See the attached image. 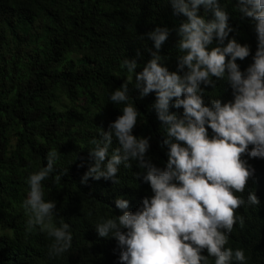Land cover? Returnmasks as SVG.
I'll return each mask as SVG.
<instances>
[{"label":"trees","instance_id":"1","mask_svg":"<svg viewBox=\"0 0 264 264\" xmlns=\"http://www.w3.org/2000/svg\"><path fill=\"white\" fill-rule=\"evenodd\" d=\"M218 2L235 30L229 38L251 49L248 57L236 61L244 71L256 51L252 21L235 11L237 0ZM200 14L212 18L203 7ZM184 20L174 14L170 0H0V264H119L117 241L99 237L94 224L101 216L123 214L115 207L116 198L128 200L126 211L134 212L152 192L134 178L140 171L135 165L121 167L119 185L103 178L81 184L92 163L88 148L91 140L99 139L97 128L107 131L122 114L123 104L108 100L127 75L122 61L135 58L140 65L136 71L142 70L155 51L146 34L166 27L169 35L160 54L169 57L166 66L175 71L176 29ZM128 95L140 113L133 135L149 138L147 156L163 167L167 146L162 145L161 122L152 107L155 94L140 98L130 84ZM203 99L205 104L210 99L231 101V88L217 81L215 90L204 88ZM169 111L179 114L182 109L170 103ZM113 146H118L115 138ZM51 149L58 151L59 160L57 171L42 182L45 199L56 201L57 222L69 223L73 233V247L60 259L48 256L49 241L43 234L25 233L20 207L27 176L46 166ZM244 158L254 176L245 193L237 195L246 198L251 188L260 204L237 209L244 227L234 225L226 246L243 248L247 264H264V159Z\"/></svg>","mask_w":264,"mask_h":264},{"label":"clouds","instance_id":"2","mask_svg":"<svg viewBox=\"0 0 264 264\" xmlns=\"http://www.w3.org/2000/svg\"><path fill=\"white\" fill-rule=\"evenodd\" d=\"M170 4L174 14L185 17L176 29L175 71L166 66L169 57L160 54L169 29L156 27L146 34L155 51L142 70L136 71L140 65L135 58H125L120 65L127 75L108 100L123 104L122 114L107 131L97 128L99 139L91 140L88 148L92 163L80 183L103 178L119 185L121 167L135 165L140 171L133 173L134 178L150 186L152 195L143 198L134 212L126 211L128 200L116 198L115 207L123 214L101 216L94 224L99 237L117 241L119 264H247L243 248L226 245L234 225L244 227L237 209L260 204L251 188L246 198L237 193H245L254 176L244 157L264 159V0H237L235 7L251 19L257 41L252 63L244 71L236 61H243L251 49L229 38L235 30L218 0ZM201 7L211 19L200 14ZM217 81L228 84L232 100L210 99L205 104L204 88L215 90ZM130 84L140 98L155 94L152 107L161 122L162 145L167 146L163 167L147 156L149 138L133 135L140 113L128 95ZM170 103L182 112L171 113ZM45 160L46 166L27 176L28 190L20 207L26 217L25 233L43 234L49 241L48 256L60 259L72 249L73 233L69 223L57 222L56 201L45 199L42 183L57 171L58 151L49 150Z\"/></svg>","mask_w":264,"mask_h":264}]
</instances>
